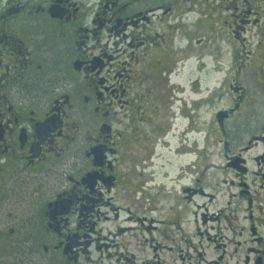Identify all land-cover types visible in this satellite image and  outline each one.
<instances>
[{
  "label": "flooded vegetation",
  "instance_id": "flooded-vegetation-1",
  "mask_svg": "<svg viewBox=\"0 0 264 264\" xmlns=\"http://www.w3.org/2000/svg\"><path fill=\"white\" fill-rule=\"evenodd\" d=\"M0 264H264V0H0Z\"/></svg>",
  "mask_w": 264,
  "mask_h": 264
},
{
  "label": "rangeland",
  "instance_id": "rangeland-1",
  "mask_svg": "<svg viewBox=\"0 0 264 264\" xmlns=\"http://www.w3.org/2000/svg\"><path fill=\"white\" fill-rule=\"evenodd\" d=\"M212 17L209 15V17H203V19H211ZM225 18V17H224ZM214 21H216L217 16L214 17ZM211 21V20H209ZM211 27L209 25V34L211 37L210 42H204L202 45L206 46V50H207V54L206 56H204L203 53H201V55H199V53L194 52V56L192 58V62L195 64L197 63L199 65V67H204L206 66V68L208 69V75H207V80H208V86L210 91H212V89H215L216 86H219L222 83H232V85L234 84V86H237V83H239L238 81L233 80V73H232V68L234 66V64L236 62H240L238 58V60L236 58H233V52L235 51V49H233L235 47L234 44L229 43V40L226 37H220V34H215L214 32H212L211 34ZM201 56V57H200ZM242 57H244V55H241V61H242ZM198 76L197 73L193 74V79H196ZM242 80H240V82L242 81L243 84H245L247 87V93L250 92L249 89H252L251 86V79L249 82V77L245 75V73L242 74V76H240ZM248 84H249V89H248ZM235 90V89H234ZM239 91V89H236ZM236 90L235 92H233V94H236ZM217 95L220 94L222 96L221 99L218 100H214V98H212V92H209L210 94V100H209V105L201 108L199 110V114L200 117L202 119V121H207L208 125H209V129L210 131H215L217 128V123L216 119L214 117L215 113L223 108H228L229 107V97L228 95L223 92H216ZM231 94V95H233ZM212 95V96H211ZM216 95V96H217ZM179 110H181V108H178ZM190 110V108L185 107L184 111L188 112ZM217 147V146H215ZM214 148V147H212ZM215 149V148H214Z\"/></svg>",
  "mask_w": 264,
  "mask_h": 264
},
{
  "label": "water",
  "instance_id": "water-1",
  "mask_svg": "<svg viewBox=\"0 0 264 264\" xmlns=\"http://www.w3.org/2000/svg\"><path fill=\"white\" fill-rule=\"evenodd\" d=\"M222 118H223V115H222L221 113H219V114H218V119H219V121H221Z\"/></svg>",
  "mask_w": 264,
  "mask_h": 264
}]
</instances>
